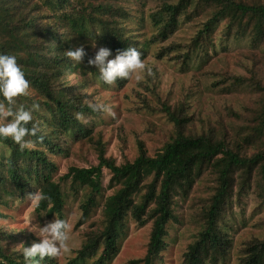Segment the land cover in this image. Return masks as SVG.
Returning <instances> with one entry per match:
<instances>
[{"label": "trees", "instance_id": "1", "mask_svg": "<svg viewBox=\"0 0 264 264\" xmlns=\"http://www.w3.org/2000/svg\"><path fill=\"white\" fill-rule=\"evenodd\" d=\"M129 3L130 0H0V54L14 55L29 83V94L15 98V106L31 110L33 103L39 105L32 111L39 129L37 136L26 137L34 144L30 150L20 151L10 138H0V218H6L4 211L12 201H25L26 194L39 191L46 198L37 202L35 211L65 220L67 198L71 194L78 197L83 190L79 206L82 214L76 226L81 227L98 207L99 197L104 198L103 169H107L108 188L115 191L105 198L102 226L86 233L76 255L65 264L113 262L120 254L121 240L130 222L139 227L152 224L146 256L133 264H165L169 224L178 221L179 202H192L195 187L211 175L214 186L195 209L197 232L182 264H228L234 246L232 232L239 218L233 201L251 192L259 203L255 214L264 210V83L256 75V59L264 53V4L244 0L161 1L150 14L156 27L151 39L154 43L166 42L183 18L201 16L203 20L202 28L189 43L162 46L156 57L177 63L185 73L191 66L201 71L219 51L229 52L232 45L250 48L245 51L253 61L250 67L244 66L247 76L212 72L216 81L210 86L225 94L249 92L255 96L256 105L246 108L250 123L232 135L224 126L216 128L211 123L207 130L198 131L195 121L200 119L195 117V111L191 112L190 98L170 104L161 100L152 84L148 91L157 96L160 108H149L166 114L174 125V136L154 156L139 140L137 158L118 166L106 156L101 138L94 139L93 120L85 119L103 114L88 107L99 90L123 88L128 79L103 84L87 60L100 47L110 50L109 59L127 47L135 48L142 61L148 57L147 45L125 25L133 16ZM77 47H83L86 53L80 63L64 56V51ZM72 76L78 78L76 83L69 81ZM231 112L234 111H228L230 115ZM76 113L81 114L80 120L75 118ZM80 142L96 146L98 165L72 167L58 178L53 157L69 155L72 146ZM250 150L254 152L249 155ZM68 184L67 191L64 185ZM39 242L32 234L26 237L0 226V264H24L22 246H12L30 247ZM243 252L240 264H264V239L249 242ZM32 264L62 263L59 257H45L34 258Z\"/></svg>", "mask_w": 264, "mask_h": 264}, {"label": "rangeland", "instance_id": "2", "mask_svg": "<svg viewBox=\"0 0 264 264\" xmlns=\"http://www.w3.org/2000/svg\"><path fill=\"white\" fill-rule=\"evenodd\" d=\"M130 1L129 7L132 9L133 16L125 25L130 32L137 35L142 44L148 47V57L143 61L145 72L139 81L135 78L128 79L123 88L112 87L109 91L99 90L100 94L92 102L108 104L111 107V113L85 119L86 122L93 120L94 139L101 138L105 144L106 156L113 159L118 166L127 161L133 162L138 156L137 142L139 140L144 141L149 155L154 156L174 136V125L168 120L166 114L149 108V105L160 108L157 96L151 90L148 91L152 84H155L156 94L161 100L169 101L170 104L178 103L186 97L190 98L191 112L195 111V117L200 119L195 121L198 131L207 130L208 124L211 123L216 128L224 126L232 135L239 127L244 128L249 124L250 116L246 108L256 105L255 96L245 91L225 94L219 89H212L210 84L216 81L212 72L247 76L244 66L250 67L253 61L249 52L245 51L250 48L232 45L229 52L219 51L218 56L214 57L201 71L191 66L184 73L180 65L167 58L158 59L156 53L160 47L172 42L182 45L189 43L202 28L203 18L201 16H195L190 20L183 18L178 30L166 42L154 43L151 39L156 32V27L150 19V14L158 9L162 0ZM174 1L176 0H170V2ZM244 1L264 4V0ZM256 61V66L259 68L258 71L256 70L257 78L264 83V53H260ZM205 71L209 74L206 75ZM77 80L75 76L69 79L71 83H76ZM191 92L193 95L190 96ZM230 110L234 111L231 115L228 113ZM253 152L254 150H250L249 155ZM53 160L58 166L59 178L65 176L72 167L90 168L98 165V154L93 143L80 142L72 146L69 155H58L53 157ZM103 175L104 198L99 197L98 207L83 226L76 227L82 214L79 206L85 191H80L78 197L71 194L67 198L64 215L69 225V239L66 244L67 251L58 256L62 264L76 255V251L85 240L86 233L102 226L105 198L115 191L108 188L110 175L107 169H103ZM69 186V184L64 185L65 190L69 189ZM213 186L214 177L206 175L195 187L191 195L192 202H179L178 221L169 224L168 248L163 253L165 264H182L184 254L197 232L194 224L195 209L202 199L210 195ZM36 204L37 202L33 204L28 199L12 201L11 206L4 211L6 218H0V226L16 234L22 232V236L28 237L32 234L40 240L39 229L55 220L56 217L48 218L39 215L35 211ZM233 205L234 212L239 213V218L232 232L234 246L228 264H240L246 245L254 239H264V210L259 215L255 214L259 211V203L256 195L251 192L234 200ZM240 211L243 214H240ZM151 227L152 224L139 227L130 222L126 235L121 240L120 254L109 264H133V261L143 259L147 253ZM17 246L19 245H13L12 248L21 249V246Z\"/></svg>", "mask_w": 264, "mask_h": 264}, {"label": "clouds", "instance_id": "3", "mask_svg": "<svg viewBox=\"0 0 264 264\" xmlns=\"http://www.w3.org/2000/svg\"><path fill=\"white\" fill-rule=\"evenodd\" d=\"M86 55L83 47L69 48L64 51V56L71 61L80 63ZM110 50L100 47L95 51L93 57L87 60L89 66H94L103 84H112L115 80L135 78L142 79L145 72V64L141 60V54L132 47L116 52L114 58L109 59ZM29 83L25 74L17 64L16 57L10 54H0V138H10L18 146V150L31 149L34 144L26 137L37 136L39 131L37 124L33 122L32 111L38 109L39 105L32 104L31 110L23 106L16 107L17 97L27 96ZM88 107L93 112L111 113L108 104L100 102H88ZM8 118H11L10 120ZM75 118L80 120L81 114L76 113ZM41 137H37V140ZM26 198L33 204L45 199L39 191L26 194ZM69 225L64 219H55L39 229L41 237L39 243H33L30 247L22 246L21 255L24 264H32L34 258L43 260L45 257L56 258L62 252L67 251Z\"/></svg>", "mask_w": 264, "mask_h": 264}]
</instances>
